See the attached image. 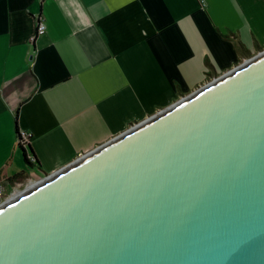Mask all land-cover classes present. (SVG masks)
Returning <instances> with one entry per match:
<instances>
[{
    "label": "water",
    "instance_id": "water-1",
    "mask_svg": "<svg viewBox=\"0 0 264 264\" xmlns=\"http://www.w3.org/2000/svg\"><path fill=\"white\" fill-rule=\"evenodd\" d=\"M0 264H264V50L1 202Z\"/></svg>",
    "mask_w": 264,
    "mask_h": 264
},
{
    "label": "crops",
    "instance_id": "crops-1",
    "mask_svg": "<svg viewBox=\"0 0 264 264\" xmlns=\"http://www.w3.org/2000/svg\"><path fill=\"white\" fill-rule=\"evenodd\" d=\"M262 50L264 0H0V203Z\"/></svg>",
    "mask_w": 264,
    "mask_h": 264
},
{
    "label": "built area",
    "instance_id": "built-area-1",
    "mask_svg": "<svg viewBox=\"0 0 264 264\" xmlns=\"http://www.w3.org/2000/svg\"><path fill=\"white\" fill-rule=\"evenodd\" d=\"M45 29H46V27H45V24L42 22V21H40V20H37V25H36V29H35V35L32 37V39H31V41L32 40H34V38L36 37V36H38V35H42L43 33H45ZM19 134V143H21V145H22V149H26L27 148V144H28V135L26 134V133H18ZM30 158H31V156H30ZM32 159V158H31ZM32 161H33V159H32ZM3 191V186L0 184V193ZM14 195V194H13ZM12 196V195H11ZM11 196H9V197H11ZM8 197V198H9ZM7 198V199H8Z\"/></svg>",
    "mask_w": 264,
    "mask_h": 264
},
{
    "label": "trees",
    "instance_id": "trees-1",
    "mask_svg": "<svg viewBox=\"0 0 264 264\" xmlns=\"http://www.w3.org/2000/svg\"><path fill=\"white\" fill-rule=\"evenodd\" d=\"M19 137H20L19 134H17V139H18V140H19ZM18 140H17V141H18ZM18 145H19V147L22 149V145H21V143H19V141H18ZM24 156H25V155H24ZM25 159H26V157H25ZM33 164H34V163H33Z\"/></svg>",
    "mask_w": 264,
    "mask_h": 264
},
{
    "label": "rangeland",
    "instance_id": "rangeland-1",
    "mask_svg": "<svg viewBox=\"0 0 264 264\" xmlns=\"http://www.w3.org/2000/svg\"><path fill=\"white\" fill-rule=\"evenodd\" d=\"M39 181V180H38ZM5 200V199H4ZM3 202V201H2Z\"/></svg>",
    "mask_w": 264,
    "mask_h": 264
}]
</instances>
